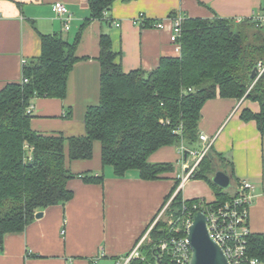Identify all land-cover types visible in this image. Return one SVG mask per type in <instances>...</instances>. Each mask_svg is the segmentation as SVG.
Masks as SVG:
<instances>
[{
    "label": "trees",
    "instance_id": "trees-1",
    "mask_svg": "<svg viewBox=\"0 0 264 264\" xmlns=\"http://www.w3.org/2000/svg\"><path fill=\"white\" fill-rule=\"evenodd\" d=\"M115 1L89 0L90 16L82 30L92 20L103 18ZM81 38L82 31L73 42L58 33L42 34L41 54L24 64L19 81L0 90V250L5 236L24 231L38 211L73 198L70 179L103 180V174H77L70 167L71 161L91 159L96 143L101 145L103 165H112L117 176L137 169L143 179L161 178L173 172L175 164L151 162V154L168 145L200 147L201 110L207 100L217 96L258 101V112L244 108L241 117L256 120L264 133V71L260 74L258 70L259 63H264V24L258 25L254 18L237 21L218 15L185 17L181 53L162 57L150 71L126 72L117 60L110 34L102 33L100 100L86 110L85 133L66 135L34 129L33 115L27 108L37 97H66L69 74L80 60L77 48ZM219 168L233 175L235 192L214 183L213 175ZM191 178L208 181L216 199H185L178 190V178L161 208L171 200L167 213L172 214V223L158 220L150 240L142 244L145 259H134L131 264L155 263L161 239L177 227L185 234L187 217L193 218L205 206L225 203L241 185L232 161L213 147ZM248 252L264 263V232H251ZM158 264H171L170 255L164 253Z\"/></svg>",
    "mask_w": 264,
    "mask_h": 264
},
{
    "label": "crops",
    "instance_id": "crops-1",
    "mask_svg": "<svg viewBox=\"0 0 264 264\" xmlns=\"http://www.w3.org/2000/svg\"><path fill=\"white\" fill-rule=\"evenodd\" d=\"M56 1H63L72 13L69 30L53 11ZM258 14H264V0H116L103 18L92 20L82 30L90 16L89 0H0V90L19 81L24 64L41 54L42 34L58 33L73 42L82 31L77 48L80 60L69 74L66 97L35 98L32 127L44 133L83 135L86 110L100 100L102 33L110 34L117 60L126 72L150 71L162 57L177 55L171 41L173 17L218 15L240 21ZM139 15L150 23H135ZM160 20L164 28L154 26ZM244 108L258 112L260 103L246 97L207 100L199 131L213 138L212 147L232 161L237 178L254 185L249 226L252 232H264V133L256 120L241 117ZM188 159L181 146H163L149 160L172 162L173 172L143 179L137 169H131L119 177L113 167L106 171L101 145L96 143L91 159L71 161L70 167L77 174H103V180L70 179L73 198L44 209L43 217H35L24 231L7 234L0 264H124L123 258L142 239L143 243L150 240L153 221L178 178V190L185 199H216L215 189L205 179L182 181ZM231 185L228 189L235 192L233 179Z\"/></svg>",
    "mask_w": 264,
    "mask_h": 264
},
{
    "label": "built area",
    "instance_id": "built-area-1",
    "mask_svg": "<svg viewBox=\"0 0 264 264\" xmlns=\"http://www.w3.org/2000/svg\"><path fill=\"white\" fill-rule=\"evenodd\" d=\"M53 11L59 16L64 24V29L69 30L70 21L73 18L72 13L63 1H56L53 5ZM184 16L173 17V28L171 33V41L175 45V52L177 55L181 53L182 45L180 37L182 35V22ZM258 25L264 24V14H258L253 17ZM147 19L145 15H139L134 22L143 24ZM119 26L120 23H117ZM154 26L157 28H164V20L156 21ZM259 73L264 71V63L260 62L258 65ZM27 81V79H24ZM27 112L33 113V105L27 108ZM213 138L205 133H200V147L190 148L185 144L181 145L183 155L189 157L186 162L185 175L182 181L191 178L203 157L209 152L212 147ZM254 185L249 181H241L237 194L223 204L217 206H205L200 211L207 215V224L212 236L223 247L228 256L230 264H264L260 258L251 256L248 252V236L251 234L249 226V211L254 198ZM169 202L164 207L166 210ZM197 207V206H195ZM193 218L187 217L185 220V234L180 232V228H175V232L169 234L160 240L157 249L159 254L155 263L158 264L160 257L167 253L171 257V264H190L192 257V250L188 240V228L192 223ZM173 221V220H172ZM171 221V223H172ZM153 226L151 227V229ZM150 229V230H151ZM65 232V231H64ZM144 239H142L132 251L123 258L124 264H131L134 259H142L145 257L141 253V247Z\"/></svg>",
    "mask_w": 264,
    "mask_h": 264
},
{
    "label": "water",
    "instance_id": "water-1",
    "mask_svg": "<svg viewBox=\"0 0 264 264\" xmlns=\"http://www.w3.org/2000/svg\"><path fill=\"white\" fill-rule=\"evenodd\" d=\"M232 175L228 171L218 169L213 175L215 184L222 188H229L232 184ZM44 211H38L36 218H41ZM207 215L198 211L188 228V240L192 250L190 264H230L227 254L218 241L212 236Z\"/></svg>",
    "mask_w": 264,
    "mask_h": 264
},
{
    "label": "rangeland",
    "instance_id": "rangeland-1",
    "mask_svg": "<svg viewBox=\"0 0 264 264\" xmlns=\"http://www.w3.org/2000/svg\"><path fill=\"white\" fill-rule=\"evenodd\" d=\"M98 145H100L99 143H97ZM112 170V165L110 166V165H107V167H106V171L107 170ZM183 174H185V173H183ZM182 175V174H181ZM232 186V185H231ZM230 186V187H231ZM170 201L171 200H169V204H170ZM167 211H168V208L166 209V210H164V208L162 209V211L159 213V215L156 217V219H155V221L153 222V224H152V226L154 227L155 225H156V223L158 222V220H165V221H167L168 223H171V221H172V214L170 215V214H168L167 213Z\"/></svg>",
    "mask_w": 264,
    "mask_h": 264
}]
</instances>
